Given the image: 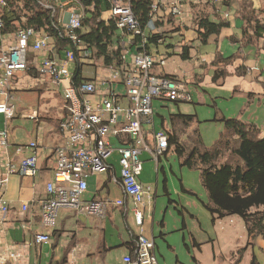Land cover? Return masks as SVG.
<instances>
[{"label":"crops","instance_id":"1","mask_svg":"<svg viewBox=\"0 0 264 264\" xmlns=\"http://www.w3.org/2000/svg\"><path fill=\"white\" fill-rule=\"evenodd\" d=\"M238 1L241 4L243 0H217L215 4L211 0L215 7L212 20L227 25L218 34L211 35L206 43L198 39L188 2L186 28L179 30L174 20L163 22L170 36L164 43H150L145 49L153 54L168 51L166 65L155 67L153 72L171 76L167 77L192 95L188 102L155 100L152 121L144 124L151 151L143 150L140 155L143 161L140 181L151 189L145 197L143 232L155 242L157 264H237L239 261H232V250L218 251L220 239L226 236L225 225L229 224L232 216L214 221L204 206L208 196L200 182L199 171L183 166L173 148L167 149L159 158L154 157L153 140L156 131L172 129L171 117L177 113L196 117L192 128H198L207 147H211L223 132L222 118H240L256 124L264 135V33L251 39L245 36L247 25L239 13ZM250 2L253 9H264V0ZM102 7L101 17L108 20V9L105 4ZM225 12L229 13L228 18H225ZM88 29L86 27L85 31ZM51 41L56 44L57 52L65 45H59L57 40ZM184 44L190 46V58L187 60L181 57ZM45 54L41 52V55ZM38 55L31 49L28 68L17 71L10 81L9 92L13 96L15 116L7 121L0 114V132L8 131L7 145L0 144V175L8 163L19 169L10 176L3 190L9 211L5 215L0 214V264H127L125 257L131 255L135 258V240L141 231L128 198L124 205L109 203L103 215L89 214L83 207L63 208L55 225L47 226L43 221L46 187L55 181L56 149L67 142L60 130V122L65 115L63 88L55 87L47 76L48 81L38 88L40 97L47 104L43 109L26 108L16 106L12 83L20 73L36 78L43 75L37 67ZM217 56L231 59L226 67L230 75L221 84L212 80ZM176 58L189 62L188 66L178 63ZM172 59H175L172 64L177 63V67L168 72L166 67ZM239 69L245 70L244 73L238 74ZM81 72L85 81L95 84L97 94L106 92V85L100 81L108 74L105 67L99 66L96 70L86 66ZM117 85V91L124 92L122 84ZM3 101L4 96L0 94V103ZM32 113L36 118L29 117ZM19 121L28 124L22 126L26 133L11 138L10 128H18ZM124 140L123 137L111 138L114 146H119ZM31 141L37 142L35 150L29 147ZM33 153L37 155L34 174L30 170L21 171L22 161ZM119 158L115 151L107 159L110 169L106 173L88 170V190L82 196L85 206L94 199L124 198ZM24 204L29 205L26 212L22 210ZM245 230L247 232L246 226ZM41 233L50 235L51 241L37 243L35 236ZM247 242L244 249L245 254H250L249 262L256 256L258 263L264 264V239L261 236L249 237Z\"/></svg>","mask_w":264,"mask_h":264},{"label":"built area","instance_id":"2","mask_svg":"<svg viewBox=\"0 0 264 264\" xmlns=\"http://www.w3.org/2000/svg\"><path fill=\"white\" fill-rule=\"evenodd\" d=\"M40 6L49 10L53 28L58 37L65 41L59 52L51 40L55 37L46 31L21 25L16 21L15 11L22 7L21 0H0V94L4 101L0 103V114L11 120L15 116L9 92L10 81L17 71L26 70L30 50L39 53L36 56L37 67L41 74L48 76L55 87L63 88L65 115L60 122L66 145L56 149L55 181L47 184V198L42 204V217L47 226L56 224L59 211L63 208L81 209L89 214L103 215L109 203L124 205L125 199L132 202L135 222L141 228L135 240V258L125 257L127 264H157L155 242L143 232L144 203L146 188L140 181L143 150L151 151L144 134V124L150 123L154 115L153 102L157 99L174 102H188L192 95L172 79L157 75L155 67L163 68L168 60V51L147 52L148 37L160 36L157 43L168 39V32L163 24L174 20L179 30L186 28L187 0H153L151 17L145 26H139L141 17L136 15L132 0H35ZM101 2L108 9L109 19L116 22L117 36L113 47L121 49L122 64L118 68L105 67L108 74L100 81L106 85V92L97 94L93 82L73 81L74 73L86 66L97 68L99 64L92 48L81 38L85 33V20L91 15L88 9H95L92 2ZM217 0H212L215 4ZM70 5V6H69ZM69 6L68 9H65ZM225 18L229 13H224ZM100 18H102L100 16ZM17 28L5 32L7 22ZM12 37L14 40H12ZM136 39H139L136 41ZM8 40H10L8 42ZM187 44H184V47ZM44 51L46 54L41 55ZM117 84H122L124 92L117 91ZM97 96V97H96ZM96 97V98H95ZM108 115V117H106ZM36 118V114L29 115ZM8 131L0 132V144L7 145ZM123 137L119 146H114L111 138ZM154 157L159 158L169 147L165 130L154 133ZM36 141L29 147L34 149ZM117 152L120 156V183L124 198L117 200L94 199L86 206L82 196L88 190V170L106 173L110 169L107 159ZM37 167V155L31 154L21 163V171L30 170L33 174ZM19 169L8 163L0 175V214H7L8 203L3 195L10 176ZM113 201V202H112ZM23 212L29 205L22 206ZM35 241L39 244L49 243L51 236L37 234Z\"/></svg>","mask_w":264,"mask_h":264},{"label":"trees","instance_id":"3","mask_svg":"<svg viewBox=\"0 0 264 264\" xmlns=\"http://www.w3.org/2000/svg\"><path fill=\"white\" fill-rule=\"evenodd\" d=\"M21 1L22 7L15 11L17 22L23 26L46 31L56 38L59 45L66 43L58 37L57 30L53 28L49 10L35 0ZM152 1L132 0L134 12L141 17L139 24L141 28H145L151 17ZM187 1L191 22L194 23L201 42L206 43L211 35L218 34L227 25L225 22L212 20L215 7L211 0ZM233 1L237 0H231ZM86 2L90 3L91 0ZM92 5L95 9H88L91 15L84 23L85 28L89 29L81 38L92 48L95 60L99 64L118 68L122 64V56L121 49L113 47V40L117 36L116 22L100 18L101 2L95 1ZM239 13L247 25L245 27L247 38L260 37L264 33V9L257 11L253 9L250 0H243L241 4L239 3ZM15 28L17 27L9 21L4 31H12ZM159 39L160 36L150 35L148 44L157 43ZM181 57L185 60L190 58V46L183 48ZM230 62L231 59L217 56L214 61L217 68L212 78L214 83L221 84L230 75L226 70ZM244 71L239 69L237 73L243 74ZM30 73L36 75L34 71ZM82 80L84 78L79 68L74 73L73 81L79 84ZM195 119L194 115L181 113L172 115V129L166 130L168 149L173 148L176 151L183 166L199 171L201 184L208 196V202L204 206L214 221L233 215L240 216L249 237L261 236L264 239V135L261 129L256 124L240 118H222L223 132L211 147H207L198 128H192ZM245 250L243 248L241 252ZM238 260L237 264L241 259ZM250 264H259L256 256L252 257Z\"/></svg>","mask_w":264,"mask_h":264},{"label":"rangeland","instance_id":"4","mask_svg":"<svg viewBox=\"0 0 264 264\" xmlns=\"http://www.w3.org/2000/svg\"><path fill=\"white\" fill-rule=\"evenodd\" d=\"M173 60L170 61L166 67L168 72H173L174 68L177 67L176 64H172ZM178 63L187 65L189 62H186L182 59H177ZM184 62V63H183ZM181 70V68H179ZM48 78L45 75H42L39 78L32 77L27 75L26 73H20V76H17L16 80H13V95L15 97V104L17 107H37L43 109L47 103H44V98L40 97V93L38 88H41L44 82H47ZM34 88V89H33ZM33 89V90H32ZM30 121V120H28ZM10 123V121H9ZM19 127L16 129L10 128V134L11 138L16 137L20 134H25L26 131L24 127L22 126H28L27 123L23 121H19ZM11 126V123H10ZM64 146V145H62ZM173 151L176 153V151L173 149ZM178 155V154H177ZM200 178V174H199ZM201 182V180H200ZM232 219H229V224L226 223V236L220 239V244L218 245V251L222 250H232L233 252V262L235 263L237 259H242V264H250V254L246 253V251L241 252V250L248 245L247 240L249 238L246 230H245V224L243 219L240 216L233 215L230 217ZM228 251V250H227ZM225 252V251H224ZM235 253V254H234ZM245 255V256H244ZM245 257V258H244Z\"/></svg>","mask_w":264,"mask_h":264}]
</instances>
